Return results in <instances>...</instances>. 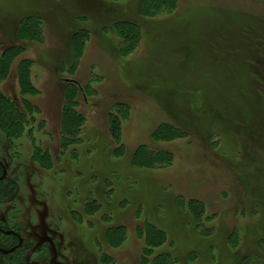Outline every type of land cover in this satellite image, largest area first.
Masks as SVG:
<instances>
[{
    "label": "rangeland",
    "instance_id": "obj_1",
    "mask_svg": "<svg viewBox=\"0 0 264 264\" xmlns=\"http://www.w3.org/2000/svg\"><path fill=\"white\" fill-rule=\"evenodd\" d=\"M139 12L140 0H0V52L21 48L0 92L21 112L20 99L35 109L18 137L0 132V225L23 241L0 264H141L147 224L167 234L156 253L173 254L172 264L264 259V27L240 15L264 19V0H176L152 20ZM30 17L40 20L41 43L19 35ZM121 21L142 33L127 56L112 29ZM79 31L88 33L81 52ZM22 60L31 63L30 96L19 95ZM70 82L86 91L76 95L86 122L81 143L65 147ZM162 125L182 138L154 140ZM140 146L168 154V166L135 169ZM192 200L204 206L200 221ZM117 227L125 239L110 246L106 232Z\"/></svg>",
    "mask_w": 264,
    "mask_h": 264
},
{
    "label": "trees",
    "instance_id": "obj_2",
    "mask_svg": "<svg viewBox=\"0 0 264 264\" xmlns=\"http://www.w3.org/2000/svg\"><path fill=\"white\" fill-rule=\"evenodd\" d=\"M109 3H119L121 0H104ZM263 1V0H261ZM176 8V0H140V16L141 18L152 20L161 14H171ZM248 22L253 24V28L257 26L264 27L262 21L263 18L249 17L245 18ZM255 19V20H254ZM40 20L38 18L30 17L21 22L18 28L19 35L22 39L30 42L41 43L43 37L40 32ZM112 29L120 40L119 53L122 56L130 55L135 51L141 40V29L139 25L133 22L121 21L114 23ZM132 29V30H131ZM134 32V34H132ZM88 33L86 31H79L73 35V42L77 52H81V46L84 45L85 39ZM21 48L9 47L0 52V83L7 80L10 76L11 66L14 60L20 55ZM68 65V69L73 70L77 57ZM31 63L22 60L17 65V84L19 87V95H33L36 93V88L33 85L31 79ZM255 77L254 75H252ZM83 92L86 95V91L77 82H70L67 87L65 105L63 107V130L62 139L65 147L69 145H76L81 143V129L84 126L86 119L76 112L77 102L76 95L78 92ZM258 93V92H257ZM259 94V93H258ZM261 95V93L259 94ZM263 95H261L262 98ZM20 103L25 112L18 110L15 105L0 92V132L2 131L9 137H18L23 129V124H27L28 113H34L35 109L26 102L24 99H20ZM122 109L119 107V111ZM117 116L111 117V134L113 139L120 134V123ZM31 119V118H30ZM33 120V119H31ZM183 132L175 127L168 125L160 126L153 134V139L159 142H170L173 140L181 139ZM125 152L122 146L115 148L114 153L123 155ZM46 156L40 159L41 161ZM170 162V156L166 153L153 152L147 146H140L132 156V164L135 169L140 171H153L155 169H163L168 166ZM4 180V179H3ZM0 181V186H3L5 182ZM1 197V189H0ZM92 205V206H91ZM91 208L93 211L98 212L100 205L95 201L91 202ZM188 209L191 217L194 220H202L204 214V206L197 201H190ZM0 228L2 226L0 225ZM201 228V223H200ZM211 229V228H210ZM209 228L203 230L208 231ZM4 230V229H3ZM143 235L147 241L146 248L144 249L143 261L141 264H172L174 262L172 255L168 253H156V250L163 246L166 242L167 234L155 227L152 224H148L147 228L143 231ZM107 243L110 246H120L126 236L124 228H110L106 232ZM18 244V239L15 236H1L0 235V248L3 250H9ZM257 254V253H255ZM251 255L249 257H243L240 264H264V259L258 255ZM3 256L0 253V257ZM172 259V261H171Z\"/></svg>",
    "mask_w": 264,
    "mask_h": 264
},
{
    "label": "water",
    "instance_id": "obj_3",
    "mask_svg": "<svg viewBox=\"0 0 264 264\" xmlns=\"http://www.w3.org/2000/svg\"><path fill=\"white\" fill-rule=\"evenodd\" d=\"M0 168L2 169V175L0 176V181L5 179L6 178V171H5V168L3 166V164L0 162ZM0 234H3L5 236H15L17 239H18V245L9 249V250H3L0 248V253L2 255H9V254H12L15 252L16 249L20 248L23 244V241L21 240V238L14 232L12 231H3L1 228H0Z\"/></svg>",
    "mask_w": 264,
    "mask_h": 264
},
{
    "label": "bare ground",
    "instance_id": "obj_4",
    "mask_svg": "<svg viewBox=\"0 0 264 264\" xmlns=\"http://www.w3.org/2000/svg\"><path fill=\"white\" fill-rule=\"evenodd\" d=\"M240 15H241L243 18H246V17L249 18V17L252 16V15H245V14H243V13H242V14L240 13ZM254 16H255V15H254ZM257 17H258V16H257ZM3 51H4V50H3Z\"/></svg>",
    "mask_w": 264,
    "mask_h": 264
},
{
    "label": "crops",
    "instance_id": "obj_5",
    "mask_svg": "<svg viewBox=\"0 0 264 264\" xmlns=\"http://www.w3.org/2000/svg\"><path fill=\"white\" fill-rule=\"evenodd\" d=\"M193 201H195V200H193ZM203 216H204V214H203ZM202 219H203V217H202ZM148 225V224H147ZM166 243H167V239H166V242L163 244V246L164 245H166ZM173 258V257H172ZM171 261H172V259H171ZM173 262V261H172Z\"/></svg>",
    "mask_w": 264,
    "mask_h": 264
}]
</instances>
